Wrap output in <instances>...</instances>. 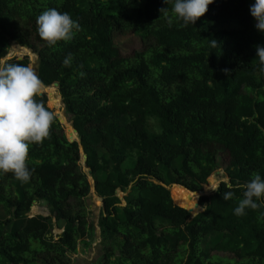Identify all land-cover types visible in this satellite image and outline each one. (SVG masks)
Masks as SVG:
<instances>
[{"label": "trees", "instance_id": "1", "mask_svg": "<svg viewBox=\"0 0 264 264\" xmlns=\"http://www.w3.org/2000/svg\"><path fill=\"white\" fill-rule=\"evenodd\" d=\"M254 2L213 0L182 27L165 0H0V59L12 43L32 50L43 85L58 83L79 138L69 141L54 115L49 137L29 145L30 178L0 173V264H70L94 233L80 146L102 201L97 264H264V197L260 208L234 214L239 185L254 174L264 180V32L250 13ZM50 8L79 26L54 46L36 24ZM127 30L145 43L140 52L122 55L114 44ZM5 61L29 64L26 56ZM42 91L63 119L54 94ZM36 99L53 112L45 94ZM218 151L228 181L198 200L183 187L202 190ZM174 183L183 187H167ZM197 200L204 210L189 220L185 208L198 212ZM35 202L49 215L30 217Z\"/></svg>", "mask_w": 264, "mask_h": 264}, {"label": "clouds", "instance_id": "2", "mask_svg": "<svg viewBox=\"0 0 264 264\" xmlns=\"http://www.w3.org/2000/svg\"><path fill=\"white\" fill-rule=\"evenodd\" d=\"M212 2L165 0V3H172L171 14L175 20L182 22V27L195 24ZM250 13L256 21L255 27L264 32V0H255L250 6ZM36 24L39 37L48 46L72 39L73 29L79 27L68 13H61L56 8L43 11ZM212 45H216L214 40ZM257 56L264 65V46H257ZM71 60L69 54L63 64L68 66ZM42 89L43 82L31 64L8 63L0 59V173H12L21 181H27L31 175L26 163L29 145L42 144L49 137L55 118L54 113L36 99L42 94ZM239 187L243 189V198L234 209L235 215H244L246 208L256 210L261 207L257 201L264 197V180L259 174H254L250 181ZM211 189L219 191L217 185ZM222 196L224 200H230L234 192L227 191Z\"/></svg>", "mask_w": 264, "mask_h": 264}, {"label": "rangeland", "instance_id": "3", "mask_svg": "<svg viewBox=\"0 0 264 264\" xmlns=\"http://www.w3.org/2000/svg\"><path fill=\"white\" fill-rule=\"evenodd\" d=\"M113 42L119 48L120 53L122 55L132 54L135 51L140 52L145 47V43L139 38V36L130 30L123 31V32H116L113 36ZM25 56L28 58L29 64H31L35 68V71H36L37 63H38L37 55L32 50L26 48L25 46H19L15 43H12L9 48V52L7 56L3 60H6L12 57L20 59V58H24ZM47 90H50V88H47ZM53 94H55V96H58V94L56 93V90H53ZM48 101L49 100L47 99V106H48ZM56 102H58V104H61L62 117L63 119L64 118L66 119L65 123L67 124V126L70 127L69 123L71 122H69L68 117L64 113V106L61 100L57 101L56 99ZM49 109H51L55 114L57 113L55 112L53 108L49 107ZM62 127L68 138V134L66 131L67 129L66 125L63 124ZM80 163H81V160H80ZM226 164H227L226 156L222 155V153L218 151L217 152V169L215 170V172H213L208 177L207 183L203 185L202 189H204L206 185L209 183L210 177L215 179L217 186L219 185L221 181H225V182L228 181V178L226 177V174L224 172V168L226 167ZM81 166L84 168L82 164ZM88 178L89 180H91L90 176H88ZM213 191L214 190L210 191L209 193H207V195H210ZM117 195L120 198H122L123 193L118 190ZM122 204L124 205V202H122ZM84 205H86V208H87L86 213H87L88 221L93 222L94 233H92L91 237L86 239L85 242L80 241L78 248H77V252L75 254H72L70 257V264H97V261L99 257L101 256V252H102V246L100 244V231H99V227L97 226V220L99 216V211L102 206V201L100 198L96 196L92 188L90 190V194L85 200ZM202 209L204 208L201 207V209L198 212L202 211ZM31 210L34 212V214L32 215L30 211L28 213L29 216H34L38 214L49 215V211L46 208L45 204L41 202L33 203ZM60 232H61V228L59 227H55L52 231L54 235Z\"/></svg>", "mask_w": 264, "mask_h": 264}, {"label": "water", "instance_id": "4", "mask_svg": "<svg viewBox=\"0 0 264 264\" xmlns=\"http://www.w3.org/2000/svg\"><path fill=\"white\" fill-rule=\"evenodd\" d=\"M20 59H22V58H20ZM37 61H38V58H37ZM36 73H37V69H36ZM50 87L55 88L56 93L58 94L59 99L61 100V97H60V95H59V93H58V83H57V82H54ZM43 88H48V87H46V86L43 85ZM44 94L46 95V97H47V99H48L49 95H48L46 92H44V91H42V94L39 95V96H42V95H44ZM54 115L57 117L59 123H60L61 125H63L66 119H65V118L62 119L59 113H56V114L54 113ZM64 117H65V116H64ZM70 124H71V123H70ZM71 129H72L73 133H75L76 138H72V137H71V134H68V140H69V141H74V140L79 141L77 130L72 126V124H71ZM79 150H80V154H81V164L84 166L83 170L85 171V173H86L88 176H90V174H91L90 170L87 169V168L85 167L86 155H85V153L83 152V149H82L81 146L79 147ZM90 179H91V177H90ZM90 182H91V188H92L93 191L95 192V189H94V181L91 179ZM161 184L164 185L163 183H161ZM174 185H178V184H175V183H174V184H172L171 186H167V187L170 189V188H171L172 186H174ZM178 186H181V185H178ZM181 187H183V186H181ZM183 188H184L185 190L189 191L190 193H193V194H199V196H198V200H199V198H200L201 196H206V195H207V193H205L203 189L200 190V191H191V190H189V189H186L185 187H183ZM120 199H122V198H120ZM198 200H197V203H196V207H201V206L199 205V203H198ZM174 204H175V203H174ZM175 205H176V204H175ZM183 208H185V207H183ZM185 209L190 213V218H189V220H191L194 216H196V215L199 213V212L193 213V212H192V209H187V208H185ZM203 210H204V209H202V211H203ZM200 212H201V211H200ZM31 213H32V215L34 214V212H33L32 210H31ZM30 217H32V216H30Z\"/></svg>", "mask_w": 264, "mask_h": 264}, {"label": "bare ground", "instance_id": "5", "mask_svg": "<svg viewBox=\"0 0 264 264\" xmlns=\"http://www.w3.org/2000/svg\"><path fill=\"white\" fill-rule=\"evenodd\" d=\"M48 88H50V90H47V88H44V89H45L47 92H52V93H53V90H55V88H53V87H48ZM54 96H55V94H54ZM55 97H56L57 101H60L59 96H55ZM56 103L58 104V102H56ZM58 105H60V104H58ZM206 191H208V192H206ZM210 191H212V189H210L209 185H207V186L205 187L204 192H205V193H209Z\"/></svg>", "mask_w": 264, "mask_h": 264}]
</instances>
